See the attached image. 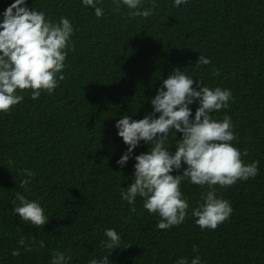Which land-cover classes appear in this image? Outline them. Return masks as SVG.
<instances>
[{"label":"trees","instance_id":"1","mask_svg":"<svg viewBox=\"0 0 264 264\" xmlns=\"http://www.w3.org/2000/svg\"><path fill=\"white\" fill-rule=\"evenodd\" d=\"M14 2L0 0V20ZM98 6L104 9L101 18L81 0H28V7L54 21L69 18L75 51L51 95L34 101L25 90L20 105L0 114V264H49L55 250L70 255L71 264H89L104 254L101 241L108 228L129 246L115 250L111 264H176L196 255L204 264H264V0H189L179 8L173 0H157L147 19L117 10L113 0ZM150 6L145 0L144 8ZM200 53L211 63L194 67ZM174 68L210 88L232 91L230 108L214 118L229 115L238 137L234 146L249 153L242 159L259 161L255 178L216 186L233 213L214 231H202L194 218L160 230L158 215L145 210L140 199L132 214L120 197L136 161L130 159L124 169L117 163L126 145L116 119L151 113V98ZM191 107L194 117L198 105ZM148 151L142 142L135 154ZM25 179H31L27 189L20 187ZM181 190L190 208L206 191L188 181ZM17 192L41 203L46 226L36 228L13 215ZM21 238L36 242L32 251L19 245ZM13 249L21 255L13 257Z\"/></svg>","mask_w":264,"mask_h":264},{"label":"clouds","instance_id":"2","mask_svg":"<svg viewBox=\"0 0 264 264\" xmlns=\"http://www.w3.org/2000/svg\"><path fill=\"white\" fill-rule=\"evenodd\" d=\"M102 2L81 0L84 7L94 9L97 18L104 16V9L98 6ZM148 2L151 6L144 8L145 0H113L117 10L123 7L130 16L145 19L153 16L157 7V0ZM188 2L173 0V6L179 8ZM74 34L69 18L54 21L44 11L28 7V0H15L6 8L0 20V114H10L20 105L24 100L21 93L25 90H31V99L35 101L42 93L51 95L59 87L65 79L63 72L68 55L75 51ZM210 63L200 53L194 67ZM231 101L230 89L210 88L183 69L174 68L151 98V113L142 119H133L127 114L116 119L117 135L126 145L117 163L124 169L130 159L136 161L130 174L132 182L120 189L122 201L131 206L130 213H136L135 205L140 199L145 210L158 215L156 226L160 230H170L194 218L202 231H214L230 219L231 203L218 196L216 186L229 188L259 173V161L246 163L242 157L249 153L234 146L238 137L231 117L225 114L222 120L214 118V113L229 109ZM193 105H198L194 117ZM177 133L182 136L178 138ZM142 142L149 146V151L136 155L135 150ZM173 146L174 152L170 150ZM181 170L182 174L173 175ZM25 173L29 178L35 175L27 169ZM185 181L206 189L194 208H190L181 190ZM30 183L31 179H25L20 187L27 189ZM16 200L18 204L12 212L21 221L36 228L49 223L39 201L29 200L19 192ZM104 237L101 241L104 254L91 259L89 264H111L109 257L115 250L129 247L115 228L105 229ZM18 243L26 251H32L36 245L34 240L29 245L24 238ZM38 247H45L43 240ZM198 251L194 245L193 252ZM11 255L18 257L21 252L13 249ZM71 260L66 252L55 250L49 264H71ZM176 264L204 262L196 255L190 262L187 257H181Z\"/></svg>","mask_w":264,"mask_h":264}]
</instances>
